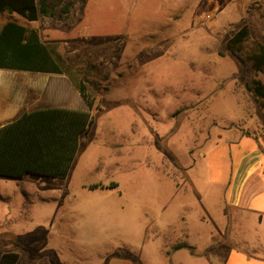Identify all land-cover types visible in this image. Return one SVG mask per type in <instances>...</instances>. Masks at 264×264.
I'll return each instance as SVG.
<instances>
[{
  "label": "rangeland",
  "instance_id": "374dc122",
  "mask_svg": "<svg viewBox=\"0 0 264 264\" xmlns=\"http://www.w3.org/2000/svg\"><path fill=\"white\" fill-rule=\"evenodd\" d=\"M46 1L59 11L67 0ZM7 20L37 29L85 81L93 120L66 177L0 175V254L18 252L17 264L40 256L51 264H107L116 254L135 264H220L207 246L221 238L219 198L261 143L238 132L253 118L259 127L261 106L245 85L263 75L246 54L264 42V7L86 0L62 17L29 22L4 10L0 25ZM244 24L248 39L231 51L227 41ZM7 72L23 90L29 84L27 110L86 109L65 73ZM178 243L193 247L174 251Z\"/></svg>",
  "mask_w": 264,
  "mask_h": 264
},
{
  "label": "trees",
  "instance_id": "16d2710c",
  "mask_svg": "<svg viewBox=\"0 0 264 264\" xmlns=\"http://www.w3.org/2000/svg\"><path fill=\"white\" fill-rule=\"evenodd\" d=\"M67 0L57 11L56 6L46 0H0V13L4 10L15 13L29 22L41 17H62L77 2ZM249 36L246 24L236 30L227 41L231 51L241 50ZM253 68L263 75L246 83L245 87L264 109V42L254 43L246 54ZM0 68L6 70L39 73H65L76 87L87 109L60 106H44L25 110L13 119L0 125V175L22 178L25 174L64 178L68 174L77 152L80 139L93 120V100L85 81L73 76L69 65L53 54L44 43L38 30L14 20L0 25ZM110 185V186H109ZM95 183L94 187H111ZM19 253L13 250L0 254V264H17Z\"/></svg>",
  "mask_w": 264,
  "mask_h": 264
},
{
  "label": "crops",
  "instance_id": "0c3cea01",
  "mask_svg": "<svg viewBox=\"0 0 264 264\" xmlns=\"http://www.w3.org/2000/svg\"><path fill=\"white\" fill-rule=\"evenodd\" d=\"M264 7V0H252ZM7 71L21 73H32L31 71L6 70L0 68V125L8 122L21 112L24 108L28 86L13 81L7 77ZM39 73V72H34ZM17 83V84H16ZM38 90H33L31 97L38 99ZM60 106V105H54ZM60 107H66L62 105ZM24 108V109H23ZM69 108V107H68ZM75 108V107H74ZM75 109L85 110L83 107ZM87 109V107H86ZM259 127L255 125L254 118L247 125L241 128L238 133L242 137H252L256 141L260 138L259 145L253 146L254 163L246 172L235 181L234 185L228 187L226 195L219 198V207L223 214V221H218L217 229L221 238L213 240L214 256L220 264H264V109L260 108ZM259 136V137H258ZM261 151L259 150V148ZM175 245L171 243L170 246ZM183 247H193L189 243L180 245L174 251ZM194 253V251H190ZM43 256H40V259ZM35 264H51L48 261L40 260ZM64 264V263H58ZM107 264H135L129 256L116 254L111 257Z\"/></svg>",
  "mask_w": 264,
  "mask_h": 264
}]
</instances>
